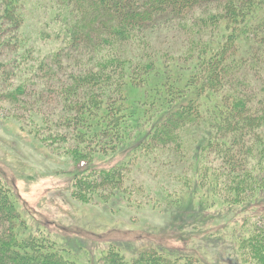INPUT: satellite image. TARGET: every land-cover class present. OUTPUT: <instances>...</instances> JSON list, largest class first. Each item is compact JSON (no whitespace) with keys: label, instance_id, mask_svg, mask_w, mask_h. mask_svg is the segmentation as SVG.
Returning a JSON list of instances; mask_svg holds the SVG:
<instances>
[{"label":"trees","instance_id":"16d2710c","mask_svg":"<svg viewBox=\"0 0 264 264\" xmlns=\"http://www.w3.org/2000/svg\"><path fill=\"white\" fill-rule=\"evenodd\" d=\"M50 4L38 32L46 50L30 45L25 0H0V100L54 99L28 133L52 132L44 142L72 158L74 200L124 198L132 167L178 161L180 195L200 189L204 207L225 210L264 204V0ZM18 203L0 178V264H206L158 248L128 258L114 245L79 262L69 240L31 227ZM242 216L212 223L228 231L233 264H264V211ZM214 227L203 237L221 232Z\"/></svg>","mask_w":264,"mask_h":264},{"label":"rangeland","instance_id":"374dc122","mask_svg":"<svg viewBox=\"0 0 264 264\" xmlns=\"http://www.w3.org/2000/svg\"><path fill=\"white\" fill-rule=\"evenodd\" d=\"M55 2L25 0L24 30L31 37V46L51 49L52 45L45 46L38 32L44 29L45 22L52 20L54 10L50 3ZM174 43L173 51H177L181 45ZM47 100L37 101L36 105L29 98H22L21 103L0 100V178L12 186L21 216L31 227H42L60 244L69 240L74 257L83 263L99 258L100 252L112 245L128 258L139 251L158 248L175 256L191 254L206 264L234 263L225 252L231 241L222 225L234 226L244 213H261L264 200H257V204L263 205L255 210L249 204L227 210L219 203L204 207L200 189L198 194H179V177L186 167L174 161L160 166L147 163L142 169L137 164L125 183L129 191L124 198L117 196L98 205L81 204L70 192L75 166L72 158L57 153L44 142V135L52 132L43 130L40 139L28 133L34 127L32 118L40 119L56 108L53 98ZM9 114L12 116L6 118ZM212 222L222 225L214 227ZM195 223L198 228L191 227ZM211 227L221 230L212 236L215 240H207L202 234ZM223 256L226 262H222Z\"/></svg>","mask_w":264,"mask_h":264}]
</instances>
